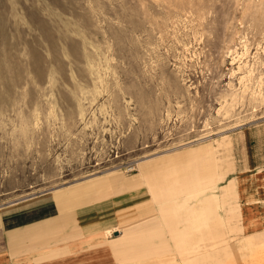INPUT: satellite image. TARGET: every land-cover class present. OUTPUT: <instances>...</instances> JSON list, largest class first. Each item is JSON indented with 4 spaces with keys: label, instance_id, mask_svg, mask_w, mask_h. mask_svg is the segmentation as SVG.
<instances>
[{
    "label": "rangeland",
    "instance_id": "374dc122",
    "mask_svg": "<svg viewBox=\"0 0 264 264\" xmlns=\"http://www.w3.org/2000/svg\"><path fill=\"white\" fill-rule=\"evenodd\" d=\"M183 151L158 181L212 167L198 227L184 220L193 198L162 193L160 211L137 168ZM112 174L140 181L121 192L140 190L155 220L125 261L264 264V0H0V211Z\"/></svg>",
    "mask_w": 264,
    "mask_h": 264
},
{
    "label": "crops",
    "instance_id": "0c3cea01",
    "mask_svg": "<svg viewBox=\"0 0 264 264\" xmlns=\"http://www.w3.org/2000/svg\"><path fill=\"white\" fill-rule=\"evenodd\" d=\"M191 153L194 151L145 158L139 161L137 168L140 174L148 175L149 192L160 211L163 205L159 195L162 193L176 195L183 192V196L193 198L192 206L186 205L185 208L193 207L190 213L194 211V215L191 214L189 219L190 215L187 218L185 216L184 220L188 226L198 227L199 221L207 217L205 210L214 194L215 184L209 186L214 175L212 167L209 166L205 171H195V176H177L175 182L170 181V185L168 181L160 183L157 175L166 162L175 163L178 158ZM166 184L169 187L163 192L162 185ZM240 185L242 184L239 187L243 194L245 187ZM208 186L209 190L206 191ZM235 186V181L223 186L222 196L225 200L230 196L233 198ZM110 187H118L116 191L121 192L140 187V181L120 179L113 174L104 178L89 176L83 184H76L66 193H43L8 204L0 211V264H133V261L129 263L125 260L141 257L139 254L142 253L141 247L144 244L141 242L147 240L148 236L135 235L132 231L142 233L140 229L155 223V220L142 221L151 211L148 199L140 190L101 197L75 207L64 203L67 200L63 198L64 194L84 202L105 195V189ZM244 198L251 199L252 195L245 194ZM169 210H174V207ZM240 214V205L230 204L229 201L225 210L226 221L234 224ZM189 220L191 221L188 222ZM133 223L134 225L125 229L129 231L127 235H122L119 228ZM244 226L245 223L238 230L241 232ZM179 228L180 226L176 230ZM157 230L156 227L152 236L159 235ZM176 230L172 231L174 238Z\"/></svg>",
    "mask_w": 264,
    "mask_h": 264
}]
</instances>
